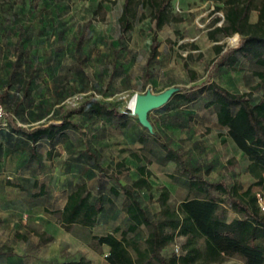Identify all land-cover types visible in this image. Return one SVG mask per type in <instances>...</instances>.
<instances>
[{"label": "rangeland", "instance_id": "rangeland-1", "mask_svg": "<svg viewBox=\"0 0 264 264\" xmlns=\"http://www.w3.org/2000/svg\"><path fill=\"white\" fill-rule=\"evenodd\" d=\"M122 3L123 0H0V89L14 59L17 34L25 31L29 40L22 63L38 68L35 102L49 108L46 121L60 124L61 112L78 107L89 97L115 104L128 117L126 128L117 120L76 117L80 130L70 129L66 144L57 145L50 150V156L41 157L40 172H17L13 164L8 166L3 175L14 185H0V251L9 256L0 254L1 261L53 264L83 256L93 264H104V247L92 237L109 232L116 225L124 227L125 215L120 208L121 198L110 195L108 176L85 159L87 146L96 152L100 165L109 173H116L124 184L139 177L137 166L145 165L150 171L147 178L151 188L140 193L152 213L159 208L157 198L164 187L174 208L187 196L184 178L178 175L173 163L162 161L163 153L152 136L145 144L137 139L144 127L131 114L130 102L135 94H159L170 87L180 89L195 84L189 82L184 63L197 73L196 83L205 80L216 58L215 43L209 40L208 31L223 12L216 11V3L211 0H171L170 10L177 20L158 31L160 56L151 66L152 78L146 80L145 61L154 24L148 11L138 6L133 28L119 43ZM80 31L84 32V38L76 51L75 40ZM219 43L235 47L239 36L222 38ZM76 52L86 56L83 71L74 59ZM242 61L241 71L222 72L213 79L232 92L258 96L261 90L253 88L255 67ZM178 112L190 118L181 127L167 120V116ZM148 118L154 123L153 130L172 139L174 145L186 146L193 160L210 166L208 179L237 182L243 188L252 186L253 191L260 192V187L253 185L256 180L249 172L248 160L225 131L214 124V112L204 111L203 100L186 108L156 109ZM131 153L138 155L140 162ZM68 162L79 164L80 172L76 175L66 172ZM35 177L37 186L33 184ZM79 181L86 182L95 196L102 197L104 208L93 229L73 226L66 231L59 224V211L65 193ZM42 183L45 195L35 196ZM233 217L230 211L228 220ZM146 234L143 227L138 237ZM219 264H242V261L232 257Z\"/></svg>", "mask_w": 264, "mask_h": 264}, {"label": "trees", "instance_id": "trees-1", "mask_svg": "<svg viewBox=\"0 0 264 264\" xmlns=\"http://www.w3.org/2000/svg\"><path fill=\"white\" fill-rule=\"evenodd\" d=\"M211 1L216 3L215 10L222 11L223 16L216 17L208 31L209 40L215 43L213 49L216 54L210 72L205 80L196 83L199 80L197 73L184 63L189 82L195 84L180 88L158 109L186 108L203 100V106L214 112L216 123L226 129V136L248 160L249 172L256 180L253 185L259 186L260 192L253 191L252 186L243 188L237 182L228 184L224 180L208 179L210 166L193 160L189 148L181 144L174 145L169 137L144 127L138 134L139 142L145 144L149 136H152L163 153L162 161L175 165L176 172L185 180L187 190V196L174 208L169 204V191L164 187L157 198L159 208L152 213L144 205L140 193L143 189L151 188L147 178L150 171L145 165L137 166L139 177L124 184L116 173H109L100 165L96 152L87 146L85 159L94 169L108 176L111 182L110 195L121 198L120 208L125 215L124 227L117 225L110 232L92 237L98 245L108 246L106 264H219L232 257L239 258L242 264H264V211L260 208L258 197L264 200V0ZM138 6L148 11L154 24L145 61V78L149 80L152 78L151 66L160 56L158 31L177 19L170 10L171 0H123L118 19L119 43L133 28ZM252 11L257 12L255 22L250 21ZM219 21L221 23L218 25ZM234 34L240 36L235 47L219 43L222 38ZM83 38L84 32L80 31L75 40L76 51L80 49ZM28 40L29 35L20 31L13 44L14 59L10 61L4 86L0 89V104L5 110V119L12 120L13 116H18L23 110L22 105L34 107L35 112H30L33 118H41L47 112L50 113L48 107L35 102L34 80L38 76V68L36 65L22 63L27 56L25 44ZM74 59L79 70L83 71L86 56L76 52ZM240 60L254 65L252 74L256 78V85L253 88L260 89V95L231 92L213 79L214 75L218 76L225 71H241ZM9 90L13 91L12 95ZM80 116L89 120H117L122 128L128 126V117L115 104L89 97L78 107L61 112L60 124H40L31 130L20 129L19 132L33 144L42 140L53 149L67 142L70 129L80 130V123L75 121ZM167 117L169 124L177 127L184 126L190 119L182 112ZM150 123L153 128L154 123ZM30 150V159L39 160L36 146ZM131 156L140 162L138 155L131 153ZM8 184L14 185L9 181ZM33 184L37 186L38 181L35 180ZM39 187L40 191L35 196L46 192L44 185ZM103 208L102 197L95 196L86 182L79 181L66 195L65 203L59 211V224L66 231L73 226L93 229L99 222ZM230 211L234 217L228 220ZM143 227L147 229V234L139 238L138 232ZM2 253L6 254L0 251ZM0 264L26 263H2L0 260ZM53 264L93 263L81 256Z\"/></svg>", "mask_w": 264, "mask_h": 264}, {"label": "crops", "instance_id": "crops-1", "mask_svg": "<svg viewBox=\"0 0 264 264\" xmlns=\"http://www.w3.org/2000/svg\"><path fill=\"white\" fill-rule=\"evenodd\" d=\"M256 19H257V12L252 11L250 14V21L255 22ZM236 35H238V34H236ZM239 39H240V36H239ZM240 62H241V66H242L243 61L240 60ZM225 72H229V71H225ZM9 92L12 95L13 91L9 90ZM22 107H23V110H21L19 112V115L13 116L12 120L6 118L3 127L0 129V185H2L4 187H6V184H8V181L5 180V176L3 174H4V172L9 170L8 166L13 164L14 165L13 170L17 171V172H24V171H29V172H33V173L40 172L41 166L43 165L42 164L43 160L41 159V157L47 156L48 153L50 152V150L52 149L51 146H49L46 142H44L42 140L33 144L30 140L25 138L21 132H19L20 129L31 130V129L39 126L40 124L49 125L50 121H46V119L48 118L50 113L47 112L46 115L44 114V116H42L41 118H33L31 113L35 112V110L33 109L34 107L29 106V108H28L25 105H22ZM207 110L208 109H206L204 107V111H207ZM214 119H215L214 124L218 128L225 131V135H226V129L221 128L216 123L215 114H214ZM32 146H36V149H37L38 155H39V160H33L32 161L30 159V155H31L30 148ZM64 168L66 169V172L70 173L71 175H76L75 173L80 172V170H81V168L79 167V164L71 163V162L66 163ZM35 180L38 181V179L36 177L33 180V182ZM42 185H43V183H42ZM74 186H75V184H74ZM74 186H72L65 193L63 205L65 203L67 193L69 191H71L74 188ZM43 195H45V194H43ZM63 205H62V207H63ZM62 207H61V209H62ZM99 235H102V234H99ZM102 247H104V250H105V253L103 255V257H104L103 261H104V264H106L105 255L108 253L109 248L106 245H102ZM1 262L5 263V261H1ZM31 264H33V263H31Z\"/></svg>", "mask_w": 264, "mask_h": 264}, {"label": "water", "instance_id": "water-1", "mask_svg": "<svg viewBox=\"0 0 264 264\" xmlns=\"http://www.w3.org/2000/svg\"><path fill=\"white\" fill-rule=\"evenodd\" d=\"M178 90V87H170L159 94H152L151 92L135 94L133 107H130L131 114L137 116L139 123L143 127L152 131L153 128L148 119V114L164 106Z\"/></svg>", "mask_w": 264, "mask_h": 264}, {"label": "built area", "instance_id": "built-area-1", "mask_svg": "<svg viewBox=\"0 0 264 264\" xmlns=\"http://www.w3.org/2000/svg\"><path fill=\"white\" fill-rule=\"evenodd\" d=\"M5 110L2 106V104H0V127H2L5 123ZM259 197V205L262 211H264V200H262V198L258 195ZM176 251H178V249L176 248Z\"/></svg>", "mask_w": 264, "mask_h": 264}, {"label": "bare ground", "instance_id": "bare-ground-1", "mask_svg": "<svg viewBox=\"0 0 264 264\" xmlns=\"http://www.w3.org/2000/svg\"><path fill=\"white\" fill-rule=\"evenodd\" d=\"M133 104H134V99H132L131 102H130V107L131 108L133 107Z\"/></svg>", "mask_w": 264, "mask_h": 264}]
</instances>
